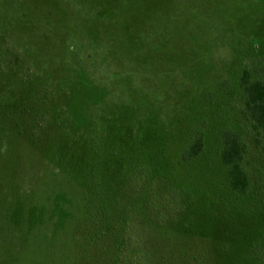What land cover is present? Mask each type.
Here are the masks:
<instances>
[{
	"label": "rangeland",
	"instance_id": "374dc122",
	"mask_svg": "<svg viewBox=\"0 0 264 264\" xmlns=\"http://www.w3.org/2000/svg\"><path fill=\"white\" fill-rule=\"evenodd\" d=\"M243 67L264 80V0H0V264H108L85 242L92 172L93 221L103 196L113 226L128 211L123 264H264ZM225 130L246 145L245 195ZM195 131L203 152L182 163ZM15 203L44 208L42 225L10 222Z\"/></svg>",
	"mask_w": 264,
	"mask_h": 264
},
{
	"label": "trees",
	"instance_id": "16d2710c",
	"mask_svg": "<svg viewBox=\"0 0 264 264\" xmlns=\"http://www.w3.org/2000/svg\"><path fill=\"white\" fill-rule=\"evenodd\" d=\"M238 86L244 95L243 114L251 121L257 137L256 144L264 154V80L253 78L250 70L243 67L238 77ZM138 144L143 146L145 142L138 139ZM204 146L203 134L197 131L193 132L190 134L187 146L181 153L180 161L182 163L196 161L202 154ZM245 153L246 145L238 134L229 130L221 133L220 160L226 170L225 177L230 190L239 195L247 194L250 188L249 176L242 165ZM94 173L92 172L87 177L83 187L85 201L84 224H88L90 232L85 242H87L90 249H96L95 258L100 257L105 258V260L107 258L108 264H123L120 259L123 252H126L132 246L130 237H126L124 232L122 233V229H124L122 224L128 220L126 217L128 211L126 207H123L118 213L117 221H115L117 226H113L112 221L105 218L109 212V204L106 202V197L103 196V203L97 206V210L95 209L102 219L98 223L95 220L93 221V218H91L92 213L89 212L93 206L91 196L93 195L92 188L95 185ZM14 206L11 217L13 219L10 222L17 227H22L29 234L42 225L44 208L37 213L36 208L26 211L27 207L25 208L22 203H15ZM2 210L3 208L0 207V214H2Z\"/></svg>",
	"mask_w": 264,
	"mask_h": 264
}]
</instances>
